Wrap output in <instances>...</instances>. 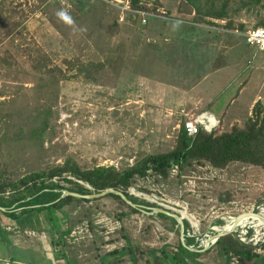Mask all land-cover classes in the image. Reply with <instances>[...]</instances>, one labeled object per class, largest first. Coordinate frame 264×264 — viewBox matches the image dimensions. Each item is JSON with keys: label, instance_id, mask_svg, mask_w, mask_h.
Listing matches in <instances>:
<instances>
[{"label": "rangeland", "instance_id": "374dc122", "mask_svg": "<svg viewBox=\"0 0 264 264\" xmlns=\"http://www.w3.org/2000/svg\"><path fill=\"white\" fill-rule=\"evenodd\" d=\"M42 1L0 0V13L14 29L0 53L10 51L25 73L15 82L14 76L9 78L0 69V172L13 181L67 161L82 169H121L148 155L172 150L182 123L190 119L214 116L216 128L226 132L244 125L254 102L264 107V51L247 45L242 37L264 20V0L251 11L242 9L240 0H229L230 19L206 18L213 26L197 23L198 15L180 13V1L145 0L150 12L142 14L136 25L125 21L132 12L128 0H102L107 9L97 13V21L80 19L78 23L68 17L67 0H54L61 7L54 2L43 6ZM184 8L191 10L185 4ZM230 22L231 30L227 29ZM109 47L114 63L101 74L99 85L63 81L55 86L47 80L43 89L23 53L41 50L59 65L75 57L103 61L102 53L106 55ZM205 108L211 114L203 113ZM39 109L51 110L49 128L37 140L17 139L26 118ZM175 169L167 179L149 172L146 179H136L128 192L183 217L190 225L188 237L196 242L190 247L194 251L202 250L209 236L224 232L229 219L264 212L261 168L235 163L224 170L198 167L180 173ZM128 212L126 205L103 197L60 211L45 210L42 219L57 230L55 234L72 230L59 244L58 251L69 255L63 264H99L100 254L116 250L127 254L121 258L125 263L171 264L182 242L178 227L143 212L122 216ZM33 214L40 213L23 216L21 221L32 220L33 230L39 231L44 222ZM212 221L215 224L208 234ZM131 247L135 254L128 260ZM246 247L263 254L252 245ZM196 261L206 264V257L197 255ZM254 262L258 259L244 264ZM230 263L242 261L233 257ZM214 264L223 263L215 259Z\"/></svg>", "mask_w": 264, "mask_h": 264}, {"label": "trees", "instance_id": "16d2710c", "mask_svg": "<svg viewBox=\"0 0 264 264\" xmlns=\"http://www.w3.org/2000/svg\"><path fill=\"white\" fill-rule=\"evenodd\" d=\"M43 1L41 2L43 6H48L54 2V0ZM67 1L70 6L68 17L74 23H78L80 19L84 21L88 20L89 22L97 21L98 14L104 13L107 9L106 4L102 0ZM173 1H180L181 4L179 5H182L178 7L180 13L198 15L195 21L199 24L207 23L212 26L215 25L213 22L207 21L206 18L222 21L230 19V14L227 11L229 0H226L224 3H219L220 0ZM144 2L145 0H129L132 12L127 13L125 20L127 23L136 25L138 18L141 20V13L150 12ZM240 2L242 9L251 11L254 7L261 5L262 0H240ZM54 4L61 7L58 1L54 2ZM184 4L191 7V10L187 11L184 8ZM241 8H239V11ZM155 11H157L156 8L154 9ZM167 15L170 16L171 12L169 11ZM134 17H137V19L133 20ZM9 23V18L0 13V24H3L0 25V46L4 39L14 30L12 27H9ZM116 23H118V19H114L113 23L118 28L119 24ZM167 24L170 23L167 22ZM261 27H264V20L252 29ZM3 28L6 29L4 32L1 31ZM227 29H233L231 22L227 25ZM241 30L242 32L246 31L243 27H241ZM99 51L103 52L101 48ZM107 51L106 55L102 53L105 58L103 61L90 60L85 62L80 57H75L73 59L65 58L59 65H54L53 59L50 57L51 55L41 50H34L35 54H33L30 50L26 49L23 53L28 55L32 70L39 76L41 80L40 87L43 89L47 87L45 86L47 80L55 86H58L63 81L99 85L101 83V74L111 66V63H114L111 60L112 48L109 47ZM0 69L1 71L5 70L4 73H6L7 77L11 78L14 76L11 79L15 80V82L19 79L20 75L25 74L19 68L17 57L10 51L0 53ZM51 115L50 109L36 110L34 114L26 118L17 139L21 140L24 136L33 140L40 138L49 128ZM41 146H43V143H41ZM235 163L254 166L264 170V107L261 102L255 104L251 117L245 121L243 126L235 125L226 132H223L220 128H216L211 132H207L201 128L195 137H189L184 122L181 125L172 150L165 153L148 155L136 161L135 164L122 167L121 169L114 166H97L93 169H82L73 162L67 161L63 165L52 166L45 171L29 174L18 181H13L9 176L5 177L3 172H0V208L5 210L1 214L10 218H20L32 213L44 212L45 210L60 211L76 202L91 203L98 200L79 199L71 196L62 198L66 191L89 196L105 192L109 189L123 193L134 205L157 208L129 194L128 190L136 179H146L149 176V172L167 179L170 171L174 168H177L180 173L191 168L196 170L198 167H211L215 170H224ZM109 197L116 199L129 208L130 212L122 216L142 213L141 210L128 205L116 194L110 193L104 198ZM151 216L171 221L174 226L178 227L180 232V226L173 218L163 214ZM218 224L223 225L224 223L223 221H218ZM184 227V243L185 246L190 248L192 245H196V242L187 235V230L190 227L187 221H184ZM71 233V229L60 231L61 239L70 236ZM57 243L59 244L60 242ZM185 246L182 242L179 243L178 252L183 253L184 257L180 258L178 252L173 254L170 258L173 262L171 264H198L196 257L200 254L189 250ZM216 246L221 250L228 262L233 257H238L242 261V264H244V261L257 258V255L251 249L242 245L235 238V234L219 239L216 242ZM262 248L264 249V244ZM118 254H121V251H113V255ZM129 254H131V257H134L135 251L132 247L129 248ZM133 264H136L134 260Z\"/></svg>", "mask_w": 264, "mask_h": 264}, {"label": "crops", "instance_id": "0c3cea01", "mask_svg": "<svg viewBox=\"0 0 264 264\" xmlns=\"http://www.w3.org/2000/svg\"><path fill=\"white\" fill-rule=\"evenodd\" d=\"M211 72L213 73V70ZM257 102H254V105ZM202 112L211 114V109L205 108ZM1 212L5 211L0 209V264H63L64 259L67 257L69 258L67 252L62 253L61 251H58L60 243L58 244L57 242L61 241V236L60 234H55V231L57 230L50 228V225L42 219L43 212H40L38 216H36L37 214H33L35 217H38L40 221L43 220L44 222L43 228L38 229L39 231L33 230L34 228L31 224L32 220L27 218V222H23L21 221V217L10 218L2 215ZM252 219L258 221L257 218H253V216L252 218H246L245 220L248 221ZM213 224H215L213 221L209 223L208 234H210V227ZM48 231H51V234L47 233ZM209 238L211 237L209 236ZM214 243L215 242H207L206 246H203L202 250H198L199 252L193 251V249H191V251L199 253L202 256L204 255L206 257V264H214L215 259L223 264H235L228 262L221 250L213 247L215 246ZM177 252H174V254ZM81 254L83 253L81 252ZM129 255L130 257L128 260L131 258V254ZM39 256L42 259V263H39V260H37V257ZM100 256L98 261L99 264H129L125 263L124 260H121V258L128 257L127 254L122 251L121 254L118 255H113L112 252L106 254V256ZM103 257L106 259L105 261ZM156 258L158 259V256ZM257 259V263L254 262L251 264H264V253L259 255L257 254Z\"/></svg>", "mask_w": 264, "mask_h": 264}, {"label": "built area", "instance_id": "2783aa9c", "mask_svg": "<svg viewBox=\"0 0 264 264\" xmlns=\"http://www.w3.org/2000/svg\"><path fill=\"white\" fill-rule=\"evenodd\" d=\"M127 3L129 6V0ZM127 9L128 11L130 10L129 8ZM142 14L145 13H141V15ZM242 37L245 39L247 45L256 47L260 51H264V27L250 29L243 34ZM216 126V118L205 114L196 119H190L185 123V129L189 137H195L201 128L207 132H211L216 129ZM176 169L174 171H176ZM261 214L264 216L263 211ZM257 228L258 230H256ZM236 234L238 235V241L242 245H252L257 251L264 253V249L262 248V245L264 244V226L260 224L259 221L253 219L248 221L243 220L242 223L238 225Z\"/></svg>", "mask_w": 264, "mask_h": 264}, {"label": "water", "instance_id": "95a60500", "mask_svg": "<svg viewBox=\"0 0 264 264\" xmlns=\"http://www.w3.org/2000/svg\"><path fill=\"white\" fill-rule=\"evenodd\" d=\"M110 193L118 195L128 205L132 206L133 208H137V209L141 210L144 214H147V215L163 214V215H166L170 218H173L178 223V225L180 226L181 239H182V243L185 246V243H184V241H185V234H184L185 227H184V218L183 217H181L180 215H177V214L170 213V212L163 210L161 208H146L143 206L134 205L126 198V196L123 193L116 191L114 189H109V190H106L105 192L95 194V195H89V196H83L80 194L71 193V192L66 191L64 193V195L62 196V198H65L67 196H71V197H75V198H79V199L94 200V199L103 198ZM1 210L5 211L4 209H1ZM245 216L256 217L257 220L264 226V216L261 213H258V214L257 213L242 214L236 218L229 219L227 222L231 223V228L229 230H225L224 232H220V233L216 234L215 236H212L210 239H208V243L213 242V241L217 242L219 239H221L225 236H229V235L234 234L238 228L239 223L241 222V220ZM250 218H252V217H250ZM185 247L188 248L189 250H191V248H189L187 246H185ZM195 251L198 252V250H195Z\"/></svg>", "mask_w": 264, "mask_h": 264}, {"label": "bare ground", "instance_id": "6f19581e", "mask_svg": "<svg viewBox=\"0 0 264 264\" xmlns=\"http://www.w3.org/2000/svg\"><path fill=\"white\" fill-rule=\"evenodd\" d=\"M250 217H252V216L245 217V218H243V220L246 219V218H250ZM230 228H231V223L229 222L228 225H227V227H226V229H230Z\"/></svg>", "mask_w": 264, "mask_h": 264}]
</instances>
